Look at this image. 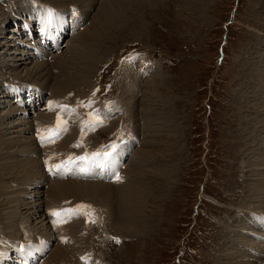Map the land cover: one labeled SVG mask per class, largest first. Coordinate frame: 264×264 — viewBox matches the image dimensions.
Segmentation results:
<instances>
[{"label": "rangeland", "instance_id": "obj_1", "mask_svg": "<svg viewBox=\"0 0 264 264\" xmlns=\"http://www.w3.org/2000/svg\"><path fill=\"white\" fill-rule=\"evenodd\" d=\"M36 1L38 0H0V53L3 49L4 53L14 50L13 47L5 45L15 44L12 42V38L18 39V35L14 36L13 33L17 32L19 28L22 33L25 24L22 23V18H27L36 9L33 4L41 5ZM39 1L45 6H41L39 12L33 11V17L40 16L44 20L45 17L52 14L51 9L56 11L53 15L57 19L64 17L62 14L58 15L60 9L67 10L71 9L70 6H77L81 10L80 5L73 0ZM128 1L134 6L128 7L129 5L125 4L123 7L122 3L118 5L117 2H112L117 3L115 6L118 5L120 11H124V16L130 19L132 25L117 29L113 39L106 43V47L101 50L102 54L96 62V68L91 70L94 74L90 75L91 78L88 77L90 79L87 86L72 87L74 91L82 92L94 82L90 100L85 104L81 99L77 100L78 103H73L83 106L84 109L89 103L97 106L113 104V109L105 120L106 122L97 129L96 134L99 131L105 132L88 138L91 134L87 131L88 134L82 139L81 144L83 141L88 142V149L90 146L96 149L121 137L123 131L116 119L121 120L124 118L122 115H125L128 119L127 127L132 123L129 112L122 104L123 102H120L124 99L121 89L125 80L129 78V73L134 70L139 71L141 68L143 73L150 71L149 74H144V82H142L145 87L144 84H151L150 88L147 89V93L144 92L146 89H143L139 94V100L137 99L136 104L133 105V114L137 111L138 116L143 118L140 117L142 121L138 125V132L136 131L138 138L140 137L139 144L137 142L135 145L138 144V146L127 152L128 154L126 153L124 157L125 163L127 161L126 164H128V159L138 151L139 154L142 152L144 157L146 156L144 158L142 154L139 155L144 168H140L143 174L139 173L142 176L137 182V187L141 190L138 199H143L142 193L145 190L143 188L146 186L147 191L150 192L149 199L145 197V201L142 200V204L145 203L142 205V211L145 209L144 217L148 218L149 223H146L147 229L138 228L143 234L140 233L134 237L115 233L117 242L115 235H107L115 243V246L110 245L108 240H105L104 244L100 239H97L95 236V234L99 235L97 228L95 230L88 226L85 229L86 232L83 233L79 223L78 236L80 238L83 236L86 243L84 244L82 241L80 248H77L75 252L78 253L79 249L83 250L81 256H84L85 252L89 253L97 264H225L223 262L224 250L229 251L230 247H234L239 241L238 222L246 214L245 210L250 208V210L261 214L264 213V207H262L264 199L254 201L262 186L248 187L252 182L250 178L245 177L244 169V155L247 152L250 155L259 154L262 147H257L255 150L254 144L249 146L250 150L246 143L250 138V128L254 125L253 120L256 119V124H260L257 116L253 115L256 113L254 108V104L257 106L256 98L260 97L261 103H264V93L260 92L264 89L261 79L264 78V0ZM103 2L104 0H96L92 8L91 20L86 17V20L80 25V29H83L82 32L92 26L95 15H98L104 5ZM107 2L105 0V4ZM110 10L117 13L114 7ZM13 12L16 14L14 23L11 18ZM35 19L37 20V18ZM36 20L33 21L36 22ZM86 21L90 23L88 27L85 26ZM74 22H77V19L72 21V25ZM2 30L6 31V35L1 34ZM22 35L26 37L25 33ZM78 35L74 34L75 40ZM74 39L68 37L67 45ZM68 47L61 54H55L54 57L49 56L48 59L55 62V66L59 64V60H64V62L67 60L66 62L69 63V60L75 56H73L75 48ZM62 57L65 58L62 59ZM141 62L143 65L139 68ZM90 63L94 66V63L91 61ZM93 66L91 67L93 68ZM25 67L15 71L16 76L12 77L7 73V77L20 84L30 81L36 83L37 81L26 76L27 69L29 70L32 65L28 64L27 69ZM16 69L12 68L10 72ZM55 70L57 71L56 68ZM46 71L45 73H47ZM59 71L63 74L61 69H58ZM68 72L69 75L73 73L72 71ZM55 76L59 77V75ZM95 76L98 77L97 82L94 81ZM4 87L5 82L2 80L0 90ZM51 87L58 89L56 77H53V81L49 85L50 89ZM148 94H153L152 99L156 101L152 112L151 110L147 111V107H144L148 100L141 103L144 95L148 96L147 98L150 97ZM79 96L81 98L85 95L79 94ZM46 99L47 95H45L44 101H49ZM65 104V100H60L58 108L50 114L59 113L63 119L68 118L62 110ZM71 105L68 103V111H70ZM16 107L20 108V105L12 95L8 98H0V118H2L0 121L4 120L0 122V131L18 126L14 128L16 130L10 131L8 134L9 138L14 137L15 140H19L20 134L17 132H20L25 126H19L18 122L12 125L11 121L13 120L4 118L8 114V110ZM116 108H119L118 115L115 112ZM87 110L89 111V109ZM39 114L44 115L47 112L42 111ZM144 114L150 116V121L143 117ZM69 115H71V111ZM35 116H30L31 123L36 119ZM252 117H254L253 120ZM145 130L147 132H144ZM132 132L133 130L127 129L125 135L129 136ZM22 138L25 139L23 135ZM40 150L43 152V148ZM142 159L147 161L143 162ZM170 166L175 168V171L167 170ZM124 172L125 169L121 176ZM167 172L169 174L173 172L170 176L173 179L169 180L163 175ZM136 173L138 172L136 171ZM44 176L49 182L57 180L50 175L47 168L44 169ZM141 179L143 184L139 182ZM61 180L64 181L62 178ZM49 187L50 185H48ZM48 188H45L46 192H48ZM50 198L45 197L43 214L48 219L47 233L56 234L53 241L54 246L51 249L53 252V249H56L60 244L56 225L50 217L53 213L61 209L63 213V209L74 206L69 211H78L79 221L82 224L90 221L91 218H86V215L78 209V205L89 206L85 200L78 202L80 204L72 205L73 203L68 199L61 202L62 204L59 203L60 206L48 210L46 205ZM2 200L3 198L0 199V223L2 224L0 226V253L5 251L2 250V243H6V240L1 239L11 234V231L6 228L9 216L5 219ZM102 200L106 203L109 216V211L112 210L111 204L103 198ZM114 201L116 218L112 223L115 221L113 229H116V224L120 221L119 205L121 200ZM139 201L141 203V200ZM116 206H119L118 210H116ZM10 210L15 211L16 216L21 220L18 219L19 228H16V241L21 238L26 239L28 243L41 240L43 235L36 231L33 234L29 232L31 235L25 232L23 237H18V234L23 233L25 229V211L23 212V209L20 211ZM254 224L247 222L250 227ZM65 228L63 234L66 233ZM80 232H82L81 236ZM121 235L129 239L120 241ZM66 245H70V243L68 242ZM66 245H64V249L75 247L74 244L73 247H66ZM84 245L88 248L87 251ZM52 252L44 260L49 264L53 263ZM230 257L234 259L232 255ZM233 264H235V260Z\"/></svg>", "mask_w": 264, "mask_h": 264}, {"label": "bare ground", "instance_id": "obj_2", "mask_svg": "<svg viewBox=\"0 0 264 264\" xmlns=\"http://www.w3.org/2000/svg\"><path fill=\"white\" fill-rule=\"evenodd\" d=\"M73 1H75V3L80 5L81 10L77 6H70L71 9L70 8H68L67 10L60 9L59 11L60 14H62L64 18L67 20V22L70 24V27L72 26L73 20L77 19V25H81L86 20L85 19L86 17H88L89 20H91L92 8L94 7L96 2V0H78V1L73 0ZM107 1H108L107 4H105V0H104L103 2L104 5H102L98 15H95L96 17L94 16L95 19L92 22V26L90 28L84 29L83 32H82L83 29H80L81 30L80 32L76 31L79 34V35L77 34L78 35V37L76 38L77 40L74 39L77 35L69 36L70 39H74L72 43L70 42L67 45L65 41L64 45L69 46L68 48H70V46L72 48H75L73 52V56L74 55L75 56L73 59L71 58L72 60H69V63L66 62L67 60L64 62V60L58 59L59 64L55 66L56 63L48 59L49 56H53V55L55 56V54L45 52L43 56L36 57L32 51V47H35L34 44H36L37 41L35 40L32 34L30 35V32L32 33L33 31V33L37 35V30L36 27H34L30 30L29 33H27L25 29L27 27L31 28L32 26L36 25V22H34L33 20H36L35 18H38V16L33 17V13H34L33 11H38V10L40 11L39 8H41V6H45L39 0L36 2L41 5L36 6L35 4H33L36 7V9L33 10L28 15L27 18H22L23 19L22 23H25V25H23L22 33H25L26 37L22 35L21 29L19 28L17 32L13 33L14 36L18 35V39H16L15 37L12 38V42H15V44L5 45V46L13 47L14 50L4 53L5 51L3 49L0 53V82L2 80H4L5 82V87L2 90H0V98L3 99L8 98V96L12 94V90L15 92L16 87H19L17 88V90L19 91V96L21 99L26 101V98H28L27 101L28 105L26 107L11 108V110H8L9 112L7 111L8 114L6 113L7 114L6 117H4L13 120L11 121L12 125L18 122L19 126H25V128H23L20 132H17L18 134H20L19 135L20 139L15 140L14 137L9 138V134H8V132L16 130L14 128H17L18 126L17 127L12 126L10 128H6L0 131V199L3 198L2 204L6 206V207L3 206V208L1 207L3 211H5V219L8 218L9 216L8 221L6 222L7 225L6 228L11 231V234L6 235L5 238L1 239V240H6L5 244L2 243L3 246L2 250L5 251L8 250V248L11 247V243L8 240H11V242H13L16 241V237H17L16 228L19 226L20 219L16 216L15 211L10 209L19 210V211L23 209V212L25 211L24 212L26 215L24 219L26 220L24 221L26 222L25 229L23 230V233L18 234V237H23L25 235V232L27 233L31 232L33 234V232L35 231L38 232L39 234L41 233L45 237H49L51 235L47 233L48 219L45 218V215L43 214L45 197L47 198L51 197L46 205L48 207V210H51L56 206H60L59 203L62 204L64 201H67L68 199L71 200V202L73 203L72 205H74L75 203L80 204L78 202H80L81 200L82 201L85 200V202L89 204L90 208L93 210V212L96 215V221L93 222L92 224H86V223L82 224L77 218L74 222H72L71 225L68 224V227L61 226L57 229L58 232L57 235L59 237H62L64 239L69 237L70 239L69 240L70 245H66V244L64 245H66V247L68 246L73 247L74 244L75 247L73 249H69V248L64 249V245L59 244L58 247H56V249H53L54 250L53 252L51 251L52 252L51 260L54 264H85L82 262L88 259V257H84L83 255L81 256V252L83 250L81 249L77 250L78 253H76L75 251L77 248H80V245L84 242V237L81 235L82 232L83 233L86 232L85 229H87L88 226L92 227V229L97 228V231H99V235L95 234L97 239H100V241L103 242L104 244L106 242L105 240H108L110 245L113 246H115V243L112 240H110L107 237V235H115V233H120V234H124L125 236L134 237L137 234L140 233L143 234V232L140 231V229L138 228L143 227L144 229H147L146 223L148 222L147 220L148 218L146 219L144 217L145 209L144 211H142L143 210L142 205H145V203L142 204V200L145 201L144 199L145 197H148L149 199L150 192L147 191L148 188L146 186V188H143V190L145 189L142 193L143 199L140 198L138 199V195L141 190L137 187V182L139 178H141L142 176L139 175V173L140 174L142 173L140 168H144L142 162H140V156H139L140 154L143 155L142 152H140V154L139 151L138 153L137 152L134 153L132 155L133 157H130L128 159L129 161L128 164H126L127 161L126 163L125 162L123 163L125 169L123 176H121L122 173L118 171L112 175V179H110V181H106V182H101L99 180L94 181V180H75V179H69L67 181L57 179L54 180V182L52 181L49 182L46 179V176H44L45 167L44 165H42L44 161L46 165H48L49 169L53 170L55 163L62 158L69 157L71 152L83 154V151H92L91 149H88V145H87L88 142L85 143L83 141V144H81V142L82 139L86 136V134H88L87 131L83 132L84 130L82 129V126L84 125V123L88 118L86 116L85 111H87V109L89 108L93 109L92 107L93 103H91L92 105L90 103L87 104L88 106H86V109H84L83 106H79L78 107L79 112H77L78 114L76 115V118L73 121L74 126L72 125L69 134L64 136L60 141L56 143L53 144L46 143L50 145H47L45 147V150H43V152H41V150L39 149V145H46V144H41V142L44 141L52 142L56 134L50 131L47 132L39 131L37 133V138H35L34 136L35 121L36 124L40 126L43 123H50L55 119L56 116L55 114L54 115L39 114L42 113L41 103L43 102L42 105L43 106L45 105L44 104L45 95H47L46 100H49V107H48L49 111L55 109L57 102L62 99L66 101L67 105L68 103H71L73 105L74 104L73 102L78 103L77 101L78 99H81L83 101V104L87 103V101L90 100L89 99L90 96L92 95L90 93L94 82L90 87L86 88V90L82 92L74 91L72 87H85L88 80L91 78L90 75L94 74L92 73L91 70H93L94 67L96 68V62L97 60H99L100 54H102L101 50H103L104 47H106V43L110 42L113 39L115 31L121 27L132 25L130 19L124 16V11H120L118 5L119 3H122L123 7L125 4L129 5L128 7H132L134 6L133 3L129 2L128 0H107ZM112 1L117 2L118 5L115 6V4L117 3H114ZM113 7L114 9L117 10V13L116 11L113 12L110 10ZM128 9L130 10L131 8ZM25 13L26 11L24 12V14ZM15 15L16 14L14 12L11 14V18L13 19L12 23H14V20L16 19ZM81 16L82 18H80ZM54 18H56V16H54ZM58 19H62V17ZM88 23L89 21H86L85 26L88 27L90 25V23L89 24ZM5 33L6 31L2 30L1 34L6 35ZM60 40L61 38H59L58 42H60ZM37 43L41 44V41ZM76 43L78 44L77 46L75 45ZM67 46H65V48ZM56 54L59 55L61 54V52ZM58 57L61 58L60 56ZM64 58L62 57V59ZM90 61L94 63V66L90 63ZM28 64L32 65V67L29 70L26 68ZM140 64H139L140 65L139 68L143 65V63L141 62ZM24 66H26L25 68L27 69L26 76L30 77L32 80L37 81L38 83L37 82L32 83V81H30L20 84L14 81L13 79L7 77L8 76L7 73H9L12 77L16 76L17 74L14 72L21 70ZM91 66H93V68ZM52 67L53 70H51ZM54 67L57 69V71L55 70ZM12 68H17V69L14 70L13 72H10ZM58 69H61L63 74L61 73V71H59L60 72L59 73ZM45 70H47L46 71L47 73H45ZM68 71L70 72L72 71L73 73H70L72 75H69ZM149 72L146 71L143 73L142 68L139 71L134 70L132 73L128 72L130 74L129 78L125 80V83H123L124 86L121 89L122 91L121 93L124 99H122L120 102H123L122 104L126 107V110L129 112L132 123H130L128 125L129 127H127L126 124L128 122V119L126 118L125 115H122L124 118H122L121 120L119 119L116 120L119 121V122L117 121V123H119L123 131V134H121V136L125 135V130L126 131L127 129L133 130L131 135L128 136L126 134L125 135L126 137L124 136L126 143L125 147H127L125 152H129L130 148L134 150L133 148L137 147L139 144L138 139L140 137L138 138V134H137L139 128L138 125L141 124L143 118L140 116L142 118L141 119L138 116L137 111H135L133 114V110H134L133 105L137 99L139 100L138 98L140 97L139 94L142 93L143 89H146L144 90V92L146 91L145 93H147L148 91L147 89L150 88L151 84L149 85V83H146L144 84L146 85L145 87L143 86L142 83L144 82L143 81L144 74H149ZM55 75H59V77ZM89 76L90 78H88ZM96 76L94 81L96 80L97 82L98 77ZM53 77H56L57 79L58 89H53L52 87L51 89L49 88V85L53 81ZM63 78L66 79L64 80ZM261 79L264 84V78ZM49 91L51 95L48 94ZM260 92L264 93V89ZM79 94H84L85 96L80 98ZM148 95H150L149 98H147L148 96L144 95L141 103L142 102L144 103L145 102L144 100H148L147 105L150 108L146 104H144V107H147L146 108L147 111L151 110L152 112L154 111L153 108L156 101H153L152 99L153 94L152 95L148 94ZM255 103L257 104V106L254 104L256 113H254L253 115L257 116V118L260 120V124H256V119L253 120L254 117H252L254 125H252L250 128L251 134L246 144L248 147L253 146L255 144V150L257 147L260 146L262 147L260 149L261 151L259 154L250 155L247 152V154L244 155V169L246 171L245 177H247V179L250 178V181L252 182V184H249L248 187L251 186L254 188H258L262 186V188L258 190L257 198L254 200V201H262L264 199V192H263L264 190V103H261L260 97L256 98ZM100 107L102 106H94V108L97 109H101ZM115 112L116 115H118L119 108H116ZM32 113L36 115V119L33 120V122L31 123L32 119L30 118V116H32ZM143 117L148 118V121H150L149 119L150 116L144 114ZM51 126L52 123L49 126H46V130H50ZM67 129L68 128H66V131ZM99 132L97 134L89 136L88 138L91 137L93 138L95 136L103 134L105 131H102L101 133ZM144 132L147 131L145 130ZM22 135L24 136L25 139L22 138ZM76 140L80 141V143L78 144L73 143ZM137 142L138 144L135 145ZM142 145L145 146V144ZM91 147L93 146H90V148ZM77 148H79L80 150H77ZM249 149L251 150V147H249ZM87 154L88 156L92 155L91 152H88ZM142 157H144V155ZM144 160L143 162L147 161ZM167 170L175 171V168H171L170 166ZM136 171L138 173H136ZM172 173L169 174L167 172L164 173L163 175L170 180L173 179V177H170ZM125 174L127 175L125 176ZM142 179L139 182H142L143 184ZM48 185H50L49 188ZM45 188L46 189L48 188V192L45 191ZM102 198L105 199L107 203L111 204L112 210L109 211V216L107 215L108 209L106 207V203L102 200ZM114 200H121L120 202L121 204L119 203L120 207L116 206V210H118L117 207L120 208L119 210L121 214L120 221L118 220L119 222L116 224V229H113L115 228L114 227L115 221L112 223L114 218H116ZM139 200H141V203ZM116 203L118 204V201ZM262 203H264V201ZM240 210L242 211V208H240ZM245 211L246 214L244 215L243 212L244 217L240 222H238V227H240V229L237 232L238 235H240V237L242 238L239 237L238 238L239 241L237 242V244L234 247H230L229 251L224 250L223 262L225 264H233L234 260H235V264H264V232L260 228L261 227L260 220L264 221V213L261 214L257 211L250 210V208H247V210ZM18 213L20 214V212ZM22 216L24 215L22 214ZM256 217L258 218L257 220ZM247 222L255 223V224L252 225V227H250L247 225ZM79 223L82 226V232H80L81 238L78 236ZM58 224L59 222L57 223V225ZM0 226H2L1 223ZM64 228L66 231L65 233L66 235L63 234ZM28 236L29 235L27 234V237ZM125 239H129V238L123 237L121 235L120 241ZM17 240H18L17 243L19 241H24L23 238ZM39 240L37 243H39ZM115 240L117 242L116 235H115ZM85 243L86 242H84V244ZM84 247L86 248L87 251L88 248L85 245ZM230 255H232L234 259L231 258ZM92 260L93 262L91 264H97L96 260H94L93 258ZM46 263L47 262H45L44 264Z\"/></svg>", "mask_w": 264, "mask_h": 264}, {"label": "snow or ice", "instance_id": "obj_3", "mask_svg": "<svg viewBox=\"0 0 264 264\" xmlns=\"http://www.w3.org/2000/svg\"><path fill=\"white\" fill-rule=\"evenodd\" d=\"M81 208H84V207H86V206H80ZM54 215H56V213H53Z\"/></svg>", "mask_w": 264, "mask_h": 264}]
</instances>
